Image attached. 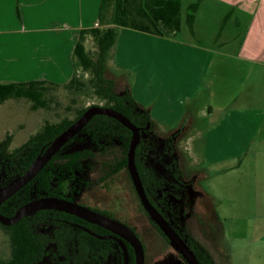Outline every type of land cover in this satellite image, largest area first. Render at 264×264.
Wrapping results in <instances>:
<instances>
[{
    "label": "crops",
    "instance_id": "crops-1",
    "mask_svg": "<svg viewBox=\"0 0 264 264\" xmlns=\"http://www.w3.org/2000/svg\"><path fill=\"white\" fill-rule=\"evenodd\" d=\"M100 3L0 0V82L68 81L80 30L99 25ZM192 3L193 22L182 12L179 34L119 27L106 72L127 76L124 88L149 110L160 137L204 109L199 94L223 100L186 137L199 142L190 143L189 156L210 179L207 210L228 264H264V0H181V7ZM185 127L175 138L182 170L176 146Z\"/></svg>",
    "mask_w": 264,
    "mask_h": 264
},
{
    "label": "trees",
    "instance_id": "trees-1",
    "mask_svg": "<svg viewBox=\"0 0 264 264\" xmlns=\"http://www.w3.org/2000/svg\"><path fill=\"white\" fill-rule=\"evenodd\" d=\"M196 8L197 4L192 3L185 9V21L189 25L193 22ZM181 14V0H101L99 25L81 29L75 43V70L72 77L62 83L45 79L0 82V103L10 97H25L32 101L33 108L46 106L48 87L61 85L68 89H79L85 83L77 77L78 68L88 72V81L94 93L103 100L102 105L120 111L140 127L135 161L148 198L179 232L201 264H216L210 252L190 234L184 222L178 220V210L184 201L188 182L175 154V138L178 131L186 126L187 118L181 121L173 135L160 137L153 129L149 110L134 99L128 88L116 91L114 80L105 75L108 52L116 41L119 27H130L160 36L174 35L181 29ZM86 34H91L96 42L95 57L89 55L83 44ZM88 106L76 108L71 118L45 122L39 130L13 148H10L12 135L6 133L0 139V186L21 174L40 150ZM130 139L131 130L117 119L106 114L93 115L31 180L0 204V212L12 215L21 204L43 195L74 199L77 178H83L84 169L90 172L94 163L98 165V183L108 185L121 169L127 171ZM94 183L96 181H86L88 186ZM149 220L170 242L150 217ZM43 225L51 230H39ZM0 226L7 231L10 243V254L7 258L0 257V264H35L42 259L46 246L51 243L57 247L60 264H103L109 254L112 257L111 264H125L119 244L96 235L106 234L107 229L63 210L41 209L21 217L16 223H0ZM127 246L130 264H134L132 247L128 243ZM178 256L180 264H187L179 252Z\"/></svg>",
    "mask_w": 264,
    "mask_h": 264
},
{
    "label": "rangeland",
    "instance_id": "rangeland-1",
    "mask_svg": "<svg viewBox=\"0 0 264 264\" xmlns=\"http://www.w3.org/2000/svg\"><path fill=\"white\" fill-rule=\"evenodd\" d=\"M182 12L184 14L185 9H182ZM83 44L89 55L95 57L97 45L91 34L85 35ZM108 69L110 72H105V75L111 77L114 72L110 67ZM76 74L79 79L84 81L85 85L79 87V89H68L61 85L48 87L46 92L48 102L46 106L33 108L31 106L32 101L25 97H10L1 102L0 139L6 133H10L12 135L10 148H13L23 143L31 134L39 130L45 122H58L64 117L71 118L74 116L75 109L81 106L102 105L103 100L94 93L88 81L90 74L83 71L82 68H78ZM113 76L117 82L116 91H122L124 88L122 79L125 81L127 76L117 72ZM199 96L200 102L204 103L205 107L202 111L187 117L185 133L181 136L176 146L177 154L181 158L184 177L191 181L188 188L189 203L182 207L185 211L179 215L178 220L180 223L184 222L190 234L210 251L212 258L214 256L219 261V264H228L224 251L220 248V232H218L216 224L213 226L215 222H213L207 210L212 208L205 192L209 190L208 181L210 179L203 178L200 165L196 163L194 158L189 156L190 143L195 142L197 144L199 143L198 139H186V137L190 136L188 134H195L197 129L204 128L207 124L206 122L218 114L216 111L217 107L223 100L218 99V94L208 95L205 92L204 94H199ZM209 106H213L212 114L210 113L211 111L209 112ZM92 166L90 172L84 169L82 181L84 183L90 180L96 181V183L90 185L95 187L85 193L81 200L85 201L86 204L108 210L114 214L115 218L126 221L134 227L145 245L144 264H159L161 261H163L162 264H180L177 249L164 238L150 222L147 213L141 209L140 200L133 189L132 181L128 177L126 170L122 169L117 176L115 175L109 181V188L107 189L99 187L97 163ZM39 230L50 231L51 229L43 225ZM9 254V235L0 226V257L7 258ZM37 264H56L53 260L52 251Z\"/></svg>",
    "mask_w": 264,
    "mask_h": 264
},
{
    "label": "water",
    "instance_id": "water-1",
    "mask_svg": "<svg viewBox=\"0 0 264 264\" xmlns=\"http://www.w3.org/2000/svg\"><path fill=\"white\" fill-rule=\"evenodd\" d=\"M106 114L125 125L131 130V139L128 145L126 165L136 189L138 197L143 207L148 212L150 218L157 224L164 235L167 236L170 243L182 255L187 264H201L194 252L188 246L186 241L181 237L161 212L149 201L144 191L141 178L137 169L135 161V148L140 139V128L135 125L127 116L113 107L103 106L99 104H91L85 108L82 114L71 122L64 130L55 136L51 142L43 147L37 154L35 159L30 165L15 178L0 186V204L17 192L29 180H31L44 164L75 134H77L82 127L90 120L95 114ZM56 209L63 210L74 215H77L89 222L98 224L117 235L121 236L120 245L124 251L125 259H127V248L125 241L133 247L135 252V264H144V249L142 242L135 232L125 223L95 211L83 204L69 200L55 195H43L21 204L12 215H5L0 212V223L9 225L16 223L21 217L35 213L41 209ZM161 261L159 264H162Z\"/></svg>",
    "mask_w": 264,
    "mask_h": 264
},
{
    "label": "flooded vegetation",
    "instance_id": "flooded-vegetation-1",
    "mask_svg": "<svg viewBox=\"0 0 264 264\" xmlns=\"http://www.w3.org/2000/svg\"><path fill=\"white\" fill-rule=\"evenodd\" d=\"M140 128V127H139ZM70 140V139H69ZM140 140V139H139ZM139 142V141H138ZM126 168H127V165H126ZM122 170V169H121ZM120 170V171H121ZM120 171L118 172V174L120 173ZM127 171H128V168H127ZM126 171V172H127ZM94 172H97V171H94ZM139 172V171H138ZM128 174H129V171H128ZM140 175V174H139ZM116 176H117V174H116ZM129 176H130V174H129ZM130 179H131V177H130ZM186 180V179H185ZM77 183H75L74 184V188H75V194H76V197L74 198V199H70V198H66V199H69V200H73V201H75V202H78V203H80V204H83V205H85V206H87V207H89V208H91V209H93V210H95V211H98V212H100V213H102V214H105V215H107V216H109V217H112V218H114V219H117V218H115L114 217V214L113 213H111V212H109L108 210H105V209H101V208H98V207H95V206H92V205H89V204H86V202L85 201H82L81 200V197H84V194L85 193H87L88 191H90L91 190V188H93V187H95V186H90V184H89V186L86 184V183H84L83 181H82V176H81V179H78L77 178ZM132 181V180H131ZM187 182H188V184H187V186H186V188H185V198H184V201L180 204L181 206H180V209L178 210V213H179V215L181 214V213H184V209H182V207L184 206V205H186V203H189V200H188V188H189V181L188 180H186ZM142 182V181H141ZM99 184V183H98ZM132 185H133V182H132ZM142 185H143V183H142ZM99 187L100 188H109V186L108 185H101V184H99ZM143 188H144V186H143ZM133 189L136 191V189H135V187H134V185H133ZM83 190H84V192H83ZM171 190L172 191H174V189L173 188H171ZM144 191H145V189H144ZM137 193V192H136ZM146 193V192H145ZM77 194H79L78 196H77ZM138 195V194H137ZM147 195V194H146ZM63 198H65V197H63ZM139 198V197H138ZM147 198H148V196H147ZM149 199V198H148ZM140 200V199H139ZM149 201H150V199H149ZM176 201V200H175ZM151 202V201H150ZM152 203V202H151ZM140 206H141V209H143L146 213H147V215H148V217H150L149 216V214H148V212L146 211V209L143 207V205H142V203H141V201H140ZM153 204V203H152ZM154 205V204H153ZM155 207H156V205H154ZM157 208V207H156ZM158 209V208H157ZM159 210V209H158ZM160 211V210H159ZM161 212V211H160ZM161 214H162V212H161ZM163 215V214H162ZM77 216V215H76ZM164 216V215H163ZM79 217V216H78ZM165 217V216H164ZM179 217V216H178ZM81 218V217H80ZM166 218V217H165ZM83 219V218H82ZM151 219V218H150ZM85 220V219H84ZM117 220H119V221H121V222H123V223H125L126 225H128L129 227L131 226L130 224H128L126 221H122V220H120V219H117ZM87 221V220H86ZM168 221V220H167ZM89 222V221H88ZM169 222V221H168ZM92 223V222H91ZM95 224V223H94ZM79 226H81V227H83L84 229H86L87 231H90L87 227H85V226H82V225H80V224H78ZM98 225V224H97ZM131 228V227H130ZM106 229V228H105ZM134 232H135V234L139 237V235L137 234V232L135 231V229H133V228H131ZM108 230V229H107ZM161 230V229H160ZM43 232H45V231H43ZM98 237H100V238H105V239H111V240H114V241H116L118 244H119V246L121 247V249H122V246L120 245V240H122V238H121V236H119V235H117L116 233H114V232H112V231H110V230H108V232H106V234H96ZM139 239H140V241L142 242V240H141V238L139 237ZM125 241V245H126V248H127V259H125V255H124V251H123V249H122V253H123V256H124V259H125V264L126 263H129L130 264V256H129V249H128V246H127V243L129 244V242H127L126 240H124ZM130 245V244H129ZM142 245H143V249H144V257H145V245L143 244V242H142ZM131 246V245H130ZM132 247V246H131ZM56 245H54L53 243H51V244H48L47 246H46V248H45V254L43 255V257H42V259L41 260H43V258L46 256V255H48L49 253H50V251H52V255H53V260L56 262V264H60V262H59V260H58V258L59 257H57V251H56ZM132 250H133V253H134V264H135V252H134V249H133V247H132ZM108 255V253L106 254V256ZM111 259H112V257H111V255L109 254L107 257H106V259H105V261H104V263L103 264H111ZM40 260V261H41ZM40 261H38L37 263H39ZM37 263H35V264H37Z\"/></svg>",
    "mask_w": 264,
    "mask_h": 264
}]
</instances>
